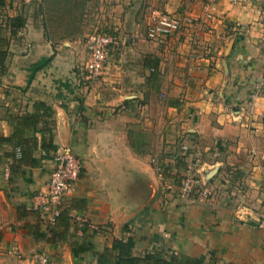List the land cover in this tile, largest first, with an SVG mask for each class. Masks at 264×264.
I'll return each mask as SVG.
<instances>
[{
  "label": "crops",
  "instance_id": "crops-1",
  "mask_svg": "<svg viewBox=\"0 0 264 264\" xmlns=\"http://www.w3.org/2000/svg\"><path fill=\"white\" fill-rule=\"evenodd\" d=\"M3 2L16 16L21 0ZM109 3L126 41L88 87L73 41L0 27V264H264V0ZM154 9L180 30L149 38ZM64 144L84 169L47 236L34 201ZM192 170L210 196L181 195Z\"/></svg>",
  "mask_w": 264,
  "mask_h": 264
},
{
  "label": "built area",
  "instance_id": "built-area-1",
  "mask_svg": "<svg viewBox=\"0 0 264 264\" xmlns=\"http://www.w3.org/2000/svg\"><path fill=\"white\" fill-rule=\"evenodd\" d=\"M214 1V0H211ZM182 27V17L175 13L154 9L150 13L147 24V36L151 39H165L176 33ZM125 39L117 33L95 29L88 35L87 46L89 57L85 63V79H95L100 76L101 70L112 59L114 50L119 44H124ZM84 80V79H82ZM56 165L53 167L45 190L36 195L34 208L42 211L46 220L47 236H51L54 226L64 213L66 208L64 198L81 176L83 162L80 157L73 153L70 144L60 146L55 154ZM180 193L187 197L192 196L198 188L202 187L204 193L210 192L208 185H201L199 179L191 177L189 173L182 175L180 179ZM207 186V187H205ZM81 224L95 227L93 222L83 219ZM264 228V208L254 223ZM82 231L80 228L79 232ZM32 264H56L52 255L46 250H38L24 257Z\"/></svg>",
  "mask_w": 264,
  "mask_h": 264
},
{
  "label": "rangeland",
  "instance_id": "rangeland-1",
  "mask_svg": "<svg viewBox=\"0 0 264 264\" xmlns=\"http://www.w3.org/2000/svg\"><path fill=\"white\" fill-rule=\"evenodd\" d=\"M10 1L13 2L16 0ZM14 5H16L18 12L16 13L17 15L13 17L9 15V7H0V27L4 28L5 32H12L13 35V33H17L19 26L31 19L36 21L35 23L37 28H42L44 30L45 38L51 41L54 48L56 43L63 44L68 40L73 41V48L76 50L75 54L80 56V61L83 62V64H81L83 66L81 68L83 71L81 72H85L84 65L87 61V58L89 57L87 46L88 35L95 29L118 33V30L114 28L115 24L112 22L113 20H111V15L109 16V14H111L113 11V9L110 7L109 0H21V2H17L16 4L14 2L13 6ZM108 11L110 12L108 13ZM0 33L2 32L0 31ZM118 36L121 37L119 34ZM121 38H124L126 41L125 36ZM122 45L119 44L118 49H120ZM64 47H66V45H64ZM118 49L114 50L112 59L114 58ZM112 59L104 67V69L101 70L99 73L100 76L93 80L85 79L83 73L77 75L78 80L76 83L79 82L78 87H88L90 86L89 84L101 79ZM79 77L84 80H81ZM71 147L73 153L80 157L83 162L82 157L75 152L72 145ZM83 169L84 163L81 172ZM194 170H192L191 173L189 172L191 177H195L196 180L199 179L201 185L207 184L210 189V192L204 193L203 188L200 187L194 193V195L199 194L201 198L210 196L213 188L210 186L209 179L203 180L201 176L194 173ZM245 208L246 207L243 205L237 207L239 215L242 214V210ZM258 217H255L256 220ZM94 226L95 227L92 228H99V226L95 224Z\"/></svg>",
  "mask_w": 264,
  "mask_h": 264
},
{
  "label": "trees",
  "instance_id": "trees-1",
  "mask_svg": "<svg viewBox=\"0 0 264 264\" xmlns=\"http://www.w3.org/2000/svg\"><path fill=\"white\" fill-rule=\"evenodd\" d=\"M0 3H4L3 0H0ZM3 56H4V53H3ZM52 57L53 56H50V57H43L37 64H35L33 66V70H37L38 68L46 65L47 63H49L51 60H52ZM29 119V122L31 121L30 118L28 117ZM2 139H7L6 137H4L3 135H0V140ZM9 140H12L11 137H8ZM188 261V264H200V261L198 259H194V258H189L187 259Z\"/></svg>",
  "mask_w": 264,
  "mask_h": 264
}]
</instances>
